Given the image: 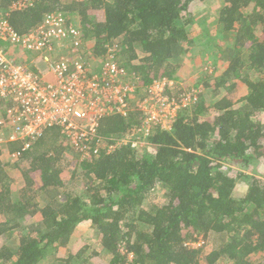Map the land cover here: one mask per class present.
Here are the masks:
<instances>
[{
	"label": "trees",
	"instance_id": "16d2710c",
	"mask_svg": "<svg viewBox=\"0 0 264 264\" xmlns=\"http://www.w3.org/2000/svg\"><path fill=\"white\" fill-rule=\"evenodd\" d=\"M214 3L0 0V17L18 34L49 13L78 15L81 49L100 59L114 54L134 77L121 111L98 121L85 160L57 126L25 151L22 141L1 146L0 236L19 234L15 247H0V264H86L105 256L107 264H264V180L228 167L264 164V0H221L212 23L231 43L220 51L228 64L209 94L193 91L180 105L188 89L168 86L194 43L186 24ZM232 79L247 91L238 105ZM158 81L165 82L161 95L179 106L166 127L145 132L139 107ZM220 88L227 94L219 96ZM66 152L79 157L71 170ZM84 222L98 237L97 252L82 258L90 245L68 244Z\"/></svg>",
	"mask_w": 264,
	"mask_h": 264
},
{
	"label": "built area",
	"instance_id": "2783aa9c",
	"mask_svg": "<svg viewBox=\"0 0 264 264\" xmlns=\"http://www.w3.org/2000/svg\"><path fill=\"white\" fill-rule=\"evenodd\" d=\"M67 25L62 15L49 13L35 30L20 35L0 17V148L6 141H22L25 151L45 130L57 126L86 158L87 142L96 135L100 118L120 112L134 91L114 54L96 63L99 72L94 71L80 46L82 34ZM12 49L43 58L49 72L35 73L31 66L16 62ZM164 85L154 82L140 104L145 132L153 125L166 127L167 115L177 108L176 101L161 95ZM191 96L188 92L179 102L188 105ZM9 156L17 159V154Z\"/></svg>",
	"mask_w": 264,
	"mask_h": 264
},
{
	"label": "rangeland",
	"instance_id": "374dc122",
	"mask_svg": "<svg viewBox=\"0 0 264 264\" xmlns=\"http://www.w3.org/2000/svg\"><path fill=\"white\" fill-rule=\"evenodd\" d=\"M62 1L65 2V1H69V0H62ZM221 4H222L221 0H215V3L213 4V5H215L213 7L214 8L213 11H211V10L205 11V8H204V11H205L204 13L206 15H208V18L205 19L204 23H201V21L196 20V19H198V16H203L204 15L203 13H198L197 16L196 15L194 16L195 17V19H194L195 29H197L199 31V33L205 32V34L202 35V33H201V37H200L198 31L194 30V34L195 35L197 34L199 41H197V43L195 45L193 43V45H191L189 47L187 54L182 59L184 62L183 67H180L177 69V71L174 74L175 81H170L169 83H171V84H169L168 86L172 87L173 85H175L174 82H176V84L179 85L181 90L188 89V92H191V93L193 91H196L197 93L198 92H201V93L205 92L206 94H209L210 93L209 91L213 89L214 80L217 77H219L222 74V72L226 69V65L228 64L227 61L223 60V62H222L219 59V56L221 55V52H220L221 49L223 47L230 45V43L225 42L224 37L221 33L222 31L220 30V26L218 28L216 25H211V27L207 28L208 30H205V31L199 30L201 28V25H203V27H204V26H206V23H212V21H214L216 19L218 8L220 7ZM57 14H61V13H57ZM92 15H93V19L96 18L95 12H93ZM64 16L63 17L65 19V23L68 24L67 26L69 28L78 30L82 34L81 20L78 17V15H76L74 13L69 14L66 12L64 14ZM194 34L191 33L190 36L194 37ZM81 44H82V42L80 41V46H81ZM5 46H8V45H5ZM86 49L88 51L90 48H88V46H86V47H84V49H82V51H86ZM194 58H195V60H194ZM95 67H96V63L92 62L91 68L94 69ZM227 82H228V84H230V82L236 84V86L232 90L230 96L232 98V101L237 102V105H238V103H241V102H239V100L242 97H245V95L247 93L245 86L242 85L237 79H232L230 82L229 81H227ZM228 84L225 86H228ZM206 85H208V86H206ZM188 92L185 95H188ZM219 92H220L219 96H222L223 94L226 93L224 88H220ZM194 94H196V93L194 92ZM141 95H142V93L133 94L131 97V100L138 99ZM180 105H182V104L180 103ZM176 106H179V104H177ZM257 117L258 116H255V119ZM260 117L261 116H259V118ZM263 119H264V116H263ZM126 140H128V139H126ZM60 141L58 140V143ZM74 157H75V155H73L72 153H69V152H66L63 155V158L66 161H68V166H69L68 170L73 169L76 166V164L78 163L77 161L79 160V157L77 158V161ZM80 158H81V160L82 159L85 160V157H83L82 155L80 156ZM228 167L234 171H241L242 173L244 172V173L252 174V175L256 176L257 178L264 180V164H263V162H258L257 164H255L253 167H251L249 169H244L242 167L230 166V165H228ZM226 168H227L226 165L223 164V166L221 167V170H226ZM68 175L69 174L66 171L64 173L63 177L68 178L69 177ZM17 177L19 178V176H17ZM67 185H70V184L67 183ZM70 186H67V187L70 188ZM29 222H31L30 224L35 223L34 219L28 220L27 223L25 222V225L23 228H26L29 225L28 224ZM87 223L84 222L83 224H81L78 227V229L71 236L70 243L68 244L69 247H81L84 245H90V250L88 252L86 251L85 252L86 254H84L82 258H84L85 256H89L92 250L97 252V237L98 236L94 230L90 229V227L88 226ZM18 234L19 233H17L16 230H13L9 233H5L4 235H1L0 236V247H3V246L4 247L8 246L10 248L15 247V245L17 244ZM71 249L73 251H75V248H71ZM64 255H65V257L67 255L65 251H61L60 253H58V256H64ZM107 259H108L107 256H105V258L95 257V258H92L88 262H85V263L86 264H107ZM255 261L256 262L258 261V259L256 257H255ZM82 263L83 262L81 261V259H79L78 264H82ZM45 264H47V263H45Z\"/></svg>",
	"mask_w": 264,
	"mask_h": 264
},
{
	"label": "crops",
	"instance_id": "0c3cea01",
	"mask_svg": "<svg viewBox=\"0 0 264 264\" xmlns=\"http://www.w3.org/2000/svg\"><path fill=\"white\" fill-rule=\"evenodd\" d=\"M208 2H210V1H208ZM215 5H213V6H211V5H208V6H206L205 5V7H203V8H205V11H207V10H211V11H213L214 10V7ZM199 8V7H198ZM198 8H196V6H192L191 7V9H193V10H195V11H197L198 10ZM201 11H204V9L203 10H201ZM200 11V12H201ZM205 14V13H204ZM41 23H39V25H40ZM38 25V26H39ZM211 25H213L212 23H206V26H204L203 27V25H201V28L199 29V30H208L207 28H209V27H211ZM37 26V27H38ZM37 27H35L33 30H35ZM32 29L31 30H29V31H27V32H23L22 34H20V35H25V34H28V33H30V32H32L33 31ZM185 30H186V32H187V34H188V36L190 37V38H192L193 39V42L194 43H197V41H199L198 39V36H197V34L195 35L194 34V30H197V29H195V27H194V20L191 22V23H187L186 24V26H185ZM198 31V30H197ZM194 34V37H191L190 36V34ZM198 33H199V31H198ZM201 33H202V35L203 34H205V32H200L199 33V36L201 37ZM222 33V32H221ZM222 35H223V33H222ZM224 37V36H223ZM224 40H225V42H228V43H231L230 42V40H226L225 38H224ZM9 47V46H8ZM222 49H224V47L222 48ZM221 49V50H222ZM12 51V53H13V58H14V60L16 61V62H20V63H24V64H26V65H28V66H31L33 69H39V70H41L42 72H43V74H45V73H47V72H49V63L48 62H46L45 60H43V58H41V57H39V56H37V55H34V54H30V53H22V51L20 50V51H16V50H11ZM98 58H96V57H94V55L92 54V52H91V50L89 49L86 53H85V58H86V60H87V62H94V63H98L100 60H106V57L105 58H103V59H100V57L101 56H97ZM197 58V57H196ZM198 59V58H197ZM219 59H220V56H219ZM194 60H195V58H194ZM222 62H223V60H221ZM116 62V61H115ZM117 63V62H116ZM183 61H182V63L180 64V67H183ZM118 64V63H117ZM119 65V64H118ZM120 66V65H119ZM180 67H178V68H180ZM226 67H227V65H226ZM95 69V71L96 72H99V70L95 67L94 68ZM130 78H131V81H133V76H129ZM175 83V82H174ZM227 83L228 82H226V85H227ZM206 86H208V85H206Z\"/></svg>",
	"mask_w": 264,
	"mask_h": 264
}]
</instances>
